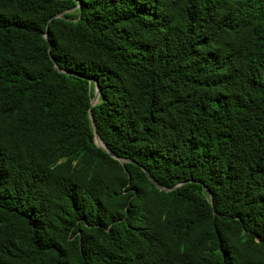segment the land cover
Listing matches in <instances>:
<instances>
[{
    "label": "trees",
    "instance_id": "obj_1",
    "mask_svg": "<svg viewBox=\"0 0 264 264\" xmlns=\"http://www.w3.org/2000/svg\"><path fill=\"white\" fill-rule=\"evenodd\" d=\"M0 264H264V0H0Z\"/></svg>",
    "mask_w": 264,
    "mask_h": 264
},
{
    "label": "water",
    "instance_id": "obj_2",
    "mask_svg": "<svg viewBox=\"0 0 264 264\" xmlns=\"http://www.w3.org/2000/svg\"><path fill=\"white\" fill-rule=\"evenodd\" d=\"M64 11H61L59 13H56L53 17H60L62 15ZM44 36L46 37V32H44ZM49 48H50V45H49ZM52 58V57H51ZM54 67L60 71V72H64V73H67L69 74L70 72L67 71V70H64V69H60L58 68V66L56 64H54ZM93 82L95 83V90H94V94H93V97L91 98V101H90V106H93L95 103L98 102V99H99V96H100V87H99V84H98V81L97 80H93ZM88 114H89V118H90V121H91V124H92V127H93V131H94V142L95 144L102 148L103 150H105L107 153H109V155H111L112 157L118 159L121 163H123L124 158H120L118 156H116L107 146L106 144L103 142L102 138L100 137V135L98 134L97 132V128H96V124H95V121H94V116H93V113H92V110L89 109L88 110ZM147 176L152 180V178L147 174ZM181 183H177L175 184L174 186L172 187H164V186H160L158 184H156L160 189H164V190H170L174 187H177L179 186ZM212 197L211 193H210V198Z\"/></svg>",
    "mask_w": 264,
    "mask_h": 264
}]
</instances>
